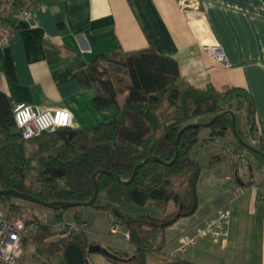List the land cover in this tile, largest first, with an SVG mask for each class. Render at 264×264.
Listing matches in <instances>:
<instances>
[{"label":"crops","instance_id":"1","mask_svg":"<svg viewBox=\"0 0 264 264\" xmlns=\"http://www.w3.org/2000/svg\"><path fill=\"white\" fill-rule=\"evenodd\" d=\"M7 23L13 27V35L0 48V92L12 101L66 109L73 115L74 128H93L119 113L117 107L98 111L93 103L95 92L82 89L76 74L97 56L115 49L131 52L152 48L174 60L181 80L196 89L246 91L254 127L264 129V0H37L27 21L12 18ZM213 41L224 49L229 68L206 54L204 46ZM238 121L237 117L244 142L239 149L230 135L211 138L208 128L200 130V143L190 153L201 166L195 212L162 234L154 233L146 224L140 226L147 240L164 245L162 251L167 257L172 258L181 235L193 234L217 210L226 208L230 219L224 247L199 237L183 260L196 264H264V185L252 187L263 179L260 167L264 168V151L249 146L247 121ZM224 147L236 153L232 165L222 154ZM242 161L248 164L245 175L240 171ZM237 187H244V192L236 194ZM78 207L74 211L87 223L90 245L120 254L133 253L134 247L123 237V226L116 225V235L110 230L107 234L89 231L104 218L111 229L110 212L92 206L81 211L88 207ZM173 210L169 204L165 213ZM68 212L73 216V211ZM157 212L155 220L164 211ZM66 213L53 210L52 216L55 222L72 219ZM61 260L59 253L57 262L51 263L61 264ZM87 260L90 264H114L97 253H89Z\"/></svg>","mask_w":264,"mask_h":264},{"label":"trees","instance_id":"2","mask_svg":"<svg viewBox=\"0 0 264 264\" xmlns=\"http://www.w3.org/2000/svg\"><path fill=\"white\" fill-rule=\"evenodd\" d=\"M76 79L82 89L95 92L93 103L98 111L117 107L118 115L93 128L57 127L24 140L14 125L12 100L0 92V190H15L45 203H86L93 197L96 182L98 196L104 199L102 205H92L96 210L111 212L122 204L142 207L151 201L164 211L160 219L141 215L136 220L112 221V226H123V237L134 251L130 255L112 252L128 261L108 260L114 264H196L167 257L164 245L150 243L138 227L146 224L162 234L195 212L201 166L190 153L200 143V130L208 128L211 138L230 135L239 149L244 142L237 115L254 127L250 97L240 88L196 89L181 80L174 60L152 48L131 52L118 48L99 55ZM0 199L9 219L39 225L35 250L46 258L44 264H52L49 259L59 253L61 264H90L85 234L47 241L51 225L36 216L22 219L21 204L26 201L7 195ZM169 204L174 210L165 213ZM76 207L52 210L73 211L72 219L80 221Z\"/></svg>","mask_w":264,"mask_h":264},{"label":"built area","instance_id":"3","mask_svg":"<svg viewBox=\"0 0 264 264\" xmlns=\"http://www.w3.org/2000/svg\"><path fill=\"white\" fill-rule=\"evenodd\" d=\"M37 0H0V48L7 45L13 35V27L7 23L9 19L27 21L31 16V10ZM206 54L225 68L230 67V62L221 45L215 41L204 46ZM2 80L0 74V82ZM13 121L16 129L24 140L33 139L45 131H51L57 127H73V115L70 111L61 108H41L29 105L21 101H11ZM249 136V146L264 151V129L246 126ZM228 165H232L236 159V153L229 147L222 150ZM263 179L253 188L264 185ZM242 175L248 173V164L242 161L240 165ZM244 187H237L236 194L244 192ZM230 212L226 208L217 210L202 228L193 234H183L178 238L177 247L172 255L174 259H184L189 249L193 248L199 237H206L213 245L224 247L229 230ZM36 222L26 223L21 219H9L3 209L0 199V264H19L27 243L38 230ZM56 233L63 236L76 234L83 235L87 232L85 221L74 219H60L52 225ZM111 234H116V228L110 229ZM125 236H127L125 234Z\"/></svg>","mask_w":264,"mask_h":264},{"label":"rangeland","instance_id":"4","mask_svg":"<svg viewBox=\"0 0 264 264\" xmlns=\"http://www.w3.org/2000/svg\"><path fill=\"white\" fill-rule=\"evenodd\" d=\"M238 120H244L245 119L242 117V115L238 114L237 115ZM207 120H209V118H207ZM238 121V122H239ZM240 126L242 127V125L240 123H238V128H240ZM243 127H245V125H243ZM103 203V198L102 196H98L97 200H96V205H100ZM22 219L25 218H30L31 216H36L38 219H40L41 221H44L45 223H48L50 225L55 223V219L52 216V209L51 208H47L44 207L42 205L39 204H34V203H22ZM82 207V206H80ZM78 207V208H80ZM120 207V208H119ZM117 207L115 210L111 211L110 214V218L111 219H115V220H134L139 214H144L146 216H148L149 219H153L155 220L156 214L158 213V209L154 206L153 202L149 201L148 203L145 204V206L143 207H139L136 205H131V204H123L122 206ZM89 209L91 208H82L81 211H89ZM67 217H71V213L67 212L66 213ZM91 224V220L89 221ZM142 226V225H140ZM140 226L138 227V229L140 228ZM91 228L89 229V231H98L103 232V233H108V231L110 230V225H108L106 218H104V220H99L98 219V224L94 223L90 226ZM114 228H116V233H119V227L117 226H113ZM140 231H142L141 229H139ZM51 232V236L48 237L47 241H51L54 239H58V237L56 236L57 233L54 232V229L51 227L50 229ZM110 232V231H109ZM40 233V232H39ZM39 233H35L31 240L27 243L24 253L19 261V264H43L44 261H46L45 257L42 256H38V254L36 253L35 250V242L34 239L39 236ZM112 235H116V234H112ZM86 236V233H85ZM149 240V239H148ZM149 242H151L152 244L156 243L154 242L152 239L149 240ZM157 245V244H154ZM58 260V255H56L55 257H51L49 259V261H53L54 263H56Z\"/></svg>","mask_w":264,"mask_h":264},{"label":"water","instance_id":"5","mask_svg":"<svg viewBox=\"0 0 264 264\" xmlns=\"http://www.w3.org/2000/svg\"><path fill=\"white\" fill-rule=\"evenodd\" d=\"M235 117L232 116V125H233V132L235 133V129H234V126H235ZM214 120V119H213ZM213 120L211 122H213ZM180 134V133H179ZM177 142H178V137L176 139V142H175V147L177 148ZM96 175V174H95ZM95 175H93V179L95 180ZM134 174L132 175V178H133ZM11 196L13 198H16V199H19V200H23V201H26V202H29V203H34V204H39V205H42L44 207H47V208H53L55 206H60V207H63L64 209H68V208H72V207H76V206H84V207H90L92 206L96 200H97V197H98V187H97V184L95 182V190H94V194H93V197L91 198L90 201L86 202V203H69V202H60V203H45V202H41L39 201L38 199L30 196V195H27V194H24V193H19L15 190H0V196ZM88 252L89 253H97V254H100V255H103L105 258L111 260V261H115V262H123V261H128L129 259H122L120 257H118L116 254L110 252L109 250H107L105 247H102L98 244H91L88 246Z\"/></svg>","mask_w":264,"mask_h":264}]
</instances>
